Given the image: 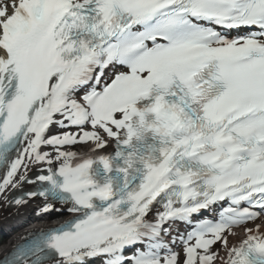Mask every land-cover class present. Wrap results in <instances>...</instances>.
<instances>
[{"label": "snow or ice", "instance_id": "obj_1", "mask_svg": "<svg viewBox=\"0 0 264 264\" xmlns=\"http://www.w3.org/2000/svg\"><path fill=\"white\" fill-rule=\"evenodd\" d=\"M32 204L68 218L0 264H264V0H0V206Z\"/></svg>", "mask_w": 264, "mask_h": 264}, {"label": "bare ground", "instance_id": "obj_2", "mask_svg": "<svg viewBox=\"0 0 264 264\" xmlns=\"http://www.w3.org/2000/svg\"><path fill=\"white\" fill-rule=\"evenodd\" d=\"M34 209L35 204L29 205L19 212L0 206V233L6 236L0 244V253L4 252L31 229L37 230L42 227L52 226L62 216L57 214L55 217L47 219L43 218L44 216H37ZM236 231L240 232L241 237L243 236L242 230L237 229ZM229 242L234 244L236 240L230 238Z\"/></svg>", "mask_w": 264, "mask_h": 264}, {"label": "rangeland", "instance_id": "obj_3", "mask_svg": "<svg viewBox=\"0 0 264 264\" xmlns=\"http://www.w3.org/2000/svg\"><path fill=\"white\" fill-rule=\"evenodd\" d=\"M0 243H1V239H0Z\"/></svg>", "mask_w": 264, "mask_h": 264}]
</instances>
